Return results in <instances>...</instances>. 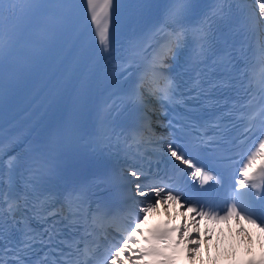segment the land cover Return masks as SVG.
Returning a JSON list of instances; mask_svg holds the SVG:
<instances>
[{
  "label": "snow or ice",
  "instance_id": "obj_1",
  "mask_svg": "<svg viewBox=\"0 0 264 264\" xmlns=\"http://www.w3.org/2000/svg\"><path fill=\"white\" fill-rule=\"evenodd\" d=\"M86 3L97 41L91 51L78 32V0H0V120L32 74L51 71L55 100L64 79H71L69 66L107 58L114 91L98 114L96 143L101 151L123 152L124 207L105 218L114 235L101 237L93 227L96 217L90 223L88 212L93 197L99 204L103 193L83 185L58 191V168L43 148L10 156L7 171L0 173V264H173L181 245L194 260L200 220H244L264 233V109L258 144L227 186L215 167L193 160L201 154L226 158L239 147L238 136L257 131L250 120L236 117L243 106L234 98L247 95L250 83L243 42L232 29L237 6L231 0ZM242 7L246 24L264 25V0ZM122 26L129 31L120 44ZM261 93L264 100V81ZM243 123L248 127L234 136ZM154 124L163 131L157 134ZM0 155H6L3 142ZM181 165L192 189L174 178ZM108 181L105 177L96 187ZM159 208L168 219L143 229ZM204 233L210 241L209 229ZM247 264H264V254Z\"/></svg>",
  "mask_w": 264,
  "mask_h": 264
},
{
  "label": "bare ground",
  "instance_id": "obj_2",
  "mask_svg": "<svg viewBox=\"0 0 264 264\" xmlns=\"http://www.w3.org/2000/svg\"><path fill=\"white\" fill-rule=\"evenodd\" d=\"M219 242V240H214V243H217ZM221 245V244H220ZM214 246L212 245V243L210 241H205L204 239H201L200 241V249H199V252L197 253V256H200V257H203V258H207V250H209L210 248H214V250H216L217 254L218 255H222V253H233V250H232V247L229 246V245H225L224 248H222L221 246ZM207 249L205 253H202V249ZM201 261H206L208 262L209 264H214L210 261H207V260H201Z\"/></svg>",
  "mask_w": 264,
  "mask_h": 264
}]
</instances>
